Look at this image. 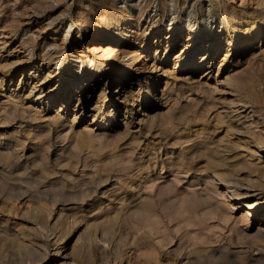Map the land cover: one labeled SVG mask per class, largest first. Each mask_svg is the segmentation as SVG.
<instances>
[{
    "label": "bare ground",
    "instance_id": "bare-ground-1",
    "mask_svg": "<svg viewBox=\"0 0 264 264\" xmlns=\"http://www.w3.org/2000/svg\"><path fill=\"white\" fill-rule=\"evenodd\" d=\"M37 1L23 0L22 8L25 9L28 7L29 9H32L30 12L33 13V8L38 6ZM57 1L66 2L67 0ZM92 1L82 0V5L86 6L87 2L92 3ZM167 1L171 2V0ZM209 1L212 3V11L220 18L221 25H215L214 28L207 30L201 29L200 26L183 29L182 26L171 25L166 30H163V38L161 39V42L164 41L162 44H165L164 46H166L163 48V53L159 52L161 43L155 37L162 30L160 23L155 24L142 18L144 10L150 6V0H139L136 14H132L130 9H125L124 7L119 9L112 7L108 16L110 21H116L114 27H112L108 33L106 32V34L102 32L99 33V31H96L98 29H94V32H90L89 40L104 39V37H109V40L112 41L123 39L121 43H127V45H120L119 47H107L105 50L106 59H104L103 62L104 67L99 69L93 67L92 70L80 68L78 70V76L75 78L73 77L75 72V69H73L74 67L68 71H65L68 65L64 62L59 64V67L55 66L52 69L46 68L49 66L51 61L53 62L55 60L54 64H58V61L65 57L67 52L66 49L68 48L66 43L56 45L51 42L42 41L37 42L36 45L35 43L23 41L21 44L25 46L28 52H31V56L26 54L23 57L21 56L22 58H19L18 56L12 55L13 57L11 58L7 55L4 56L2 54L3 52L0 53V68H12L3 71L1 69V73L4 76L10 75L14 68L21 64L23 68H18L21 72V76L23 74L28 75L27 86L17 91V93L12 96V99L14 98V100H9L11 97L10 91L7 95V101L0 102V126L9 128L8 126L12 124L9 123L8 117L6 116L9 114L8 112H10V109L19 111L22 117H25L24 113H26L27 110L29 112L27 115L28 118L43 123L42 125L45 127V130H43L44 128L42 130L44 133H48L52 125V128L56 131L55 133H57L58 136L65 135V138H70L71 140L75 139L77 140L75 141L77 142V145L80 144L83 146L85 143L90 142L95 137H103L105 135L107 137V134L114 130V127L111 126L117 120L122 122L125 134L130 132L134 124L139 126L141 123L147 124L154 121V116H156L160 109H162V106L165 105V101L170 98V90L174 85H176L177 82L181 84L188 83L194 86L195 89L199 90L198 95L200 97L206 99L207 101H212V104L215 103L214 100L218 99L219 97L218 96L216 98L215 94H217L220 89H222L218 87V79H216L217 74L212 81H208V79L203 80L204 77L201 76L196 78L193 73H189L188 71L187 73L183 74L177 73V70L182 65H187L191 70L197 66H209L212 64L214 56L217 54L218 50H220L219 48H221L222 57L219 60V65L216 63V71H219L222 65L225 62H228V60L231 61L235 59L233 62L235 64H239L241 60L240 57L249 51L252 53L254 59L253 62L257 65L261 64L264 66V0H231L233 4H236L235 6L232 4L230 5L228 0ZM94 2V4L106 3L103 0H94ZM175 2L181 7H184L186 4L185 0H175ZM3 7L0 4V10L3 9ZM20 13L21 12L16 13V11L13 9L10 11L11 17L9 18H11V20H15L16 17L20 15ZM161 14H164L163 8ZM31 21L34 23L37 22L35 19ZM11 30L12 28H10L6 17H2L0 14V51L6 48V41L8 40L4 36ZM178 40L179 46L181 47L180 51L169 55L168 50L170 49V43L174 46ZM258 41H263V44L261 47H254ZM34 45L39 47L37 48L38 51H36V55L40 57L41 63L35 64L29 69H25V62H29L28 64L34 62L35 54L32 52ZM45 45L49 47L54 46V50L49 49L48 51H45ZM195 51H198V57L194 56ZM7 52V54L10 55L11 51L7 50ZM56 53L61 54V57H54ZM77 57L83 60V64L81 66H84V64L87 65V67L92 66V57L85 56L82 52H79ZM121 58H126V61L130 59L135 61L136 59L138 60L142 58L145 61L142 65L146 66V64L150 62L148 64V70H150L151 73L147 74L142 79L135 78L127 80L125 79V75L121 73L122 64L119 62V59ZM166 60H171V65H169L170 68L163 69L159 64L161 62H165ZM45 61L46 64L44 65ZM63 65H65L64 69L60 70V67ZM254 67H256V65L248 63L239 70H236V68L235 70L237 73L231 76L236 77V80H238L237 76L238 78L248 74L256 76L253 70ZM157 70L161 71V78H156L159 75H154V72ZM94 72H97L100 76L103 72L111 73L114 74V77L112 80H108V78L101 79V77L97 76ZM53 75L58 77V80L55 82L54 89H48L46 86H44V83L47 79L49 80V77H52ZM260 78H263L264 80V75H260ZM29 81L32 84L29 85ZM63 81H68V84L66 85L63 83L61 85ZM232 81L233 80H226L225 83L230 86L238 85L237 81ZM97 85H99V88L94 90ZM142 92H145V95L143 98H140V94ZM68 97H73L72 101L74 102L69 108L72 112L71 119H65V113L60 112L61 107L67 104ZM28 99L33 100V102H39V108L38 106L32 105V103L25 106L26 100ZM189 99L195 100V98ZM54 101L58 102V106L60 108L56 113H50V103H53ZM84 101L87 102L86 105H84ZM106 101H108V104H104ZM236 101L238 105H236L237 108L235 110L239 109V113L228 117L229 122L225 131V138L227 137L226 140L220 139L216 142H206L205 138H200L198 135L195 136L194 139H192L193 137L188 139L175 136L176 138L174 137L175 141L173 144L175 143L174 145L178 147L177 151H175V149L174 151L167 152L166 149L162 147L163 145L160 146V143H158L159 146L156 148L158 151H155L156 149L154 150L153 148L152 150L151 146L150 149H147L151 151H148L150 153L147 155L143 154V152H140V154L136 156L131 149L126 150L128 157L127 159H123L125 161L123 162L122 169L127 170L130 168H136L138 170L137 173L133 172L132 174V172L129 171L125 178L122 177L124 176L122 174L116 176V180L112 183L114 187L111 190V195L107 196L105 200H102L101 198H96V200L93 199L94 201L90 204L92 205V203L96 202V205L94 204V206H91L90 208L94 211V216L100 217L102 220H107L109 217L117 221L120 216H129L132 230L131 232L126 231L124 234L117 235L110 231L107 226V228L95 232L87 242L86 248L90 251V253L88 255L89 257L86 264H93V262L96 260H99L100 264H125L124 253L126 248H136L143 243L155 245L161 255L171 257L175 264H194L193 252L203 251L213 255L215 254L216 249H214L211 244H213L215 241L221 243L220 246L218 245L219 251L216 253H218L222 264H264V224L260 223L259 220L253 223L252 227H249V225L244 226L239 223L243 220L248 223L249 221L247 220L251 211L256 212L260 209L261 211H264V185H262V188L258 189L257 192L254 189L251 191L248 187V183H246L247 179H245V177L247 178L246 172H248V170L250 172L256 171L257 174L264 179V165H256L248 159V157L253 156H257V158H259L261 153L264 152V146L261 147V126L259 124V119L253 116L254 111H248L249 107L247 106V103L239 98H237ZM171 109H174V107L172 106ZM31 111L33 113L30 114ZM181 113L183 112L181 111ZM82 117L88 118L91 122H96V124L102 123L103 125L98 126L97 128H92L89 127L90 123L88 122L89 124H86L83 127L79 126L77 125V122ZM218 118L220 117L218 116ZM233 119H235V121ZM241 119L244 120L240 121ZM171 125L167 129H174V125ZM1 129L0 196L1 194L5 193L7 195L6 197L17 198L18 200L25 196L26 192L23 190L22 183L26 182V179L19 174H13L14 171H19L20 169H16V162L13 161L11 157L15 158V160L19 159L20 154L17 153L16 149L19 145H21L20 147L23 149L24 144L19 142L18 137L15 135L19 131H16L15 129ZM168 132L170 133V131ZM199 134H201V132H199ZM233 134H235L237 137L235 141L230 138V136ZM110 136L113 135L111 134ZM214 136L215 135L212 137ZM8 137L9 139H7ZM45 143L47 144V142ZM147 144L150 143L147 141ZM231 144L235 146L242 144L245 149H243L240 154H234V156H230ZM80 145L78 147H80ZM67 151L70 152L68 148ZM243 152H246V155H243ZM130 153L131 155H129ZM132 155L134 156L133 158ZM200 156L202 158L198 160ZM233 157L234 159H231ZM56 158H58V156ZM192 163H194L193 166H191ZM40 164L42 163L40 162ZM240 169H246V172L244 171L245 173H242L240 172ZM44 171L46 172L47 170L45 169ZM119 171L117 170V172ZM152 172H155V174L153 173V175H151ZM163 173H166V175L164 176ZM88 174L90 175V173ZM170 175L171 177L169 178ZM97 177L98 175L94 176L93 178L91 177V179L88 181L81 180L82 182H77L78 189L75 190V192L78 191L81 196H88L94 193L95 197H97V190L100 186L98 182L101 180ZM158 180L165 182V184L167 183V186L170 187L172 184L174 185V183H181L185 185L183 189H180L181 191L174 195V197L168 195L172 197L171 200H165L164 203L160 205V209L162 210L163 214H161L160 210L158 209L159 207L157 209L153 207L155 203V193L160 190L158 189L156 192L154 191V188H161V182ZM40 184L42 183L40 182ZM41 187H43L41 190H37L35 192H51L54 190L55 185L53 183L49 186ZM51 193L52 204L59 205L61 201L58 197V194L56 192ZM70 193L71 192H69V194ZM102 194L105 195L106 193L102 191ZM36 196H38L37 193ZM36 196L35 198H37ZM25 197L29 198L30 196ZM35 198H33V200ZM211 198L215 200V203H208V200ZM234 198H237V200L233 201ZM202 202L204 203V206H201L202 208L198 210L197 207L199 203L202 204ZM33 203H35L33 204V209L35 211L30 210V208L27 206H24L23 208L21 207L23 211L20 217L25 221V223L29 222V226H27V228L29 231L37 235V239L35 238L36 241H32L30 238L26 240V238L29 236L27 233L29 232L26 233L27 228H24L23 226L16 228V225L15 230H10L5 226H0V264H22L16 262L14 258L9 259L7 257L6 252L3 251V248L5 245L7 246V243L15 245L16 248L28 247V250L30 251L28 258L29 261L26 264H42L44 261L46 263H50L51 261L47 259L48 256L45 251L48 242H51L52 245H55L52 261H56V264H85L80 258L75 257V255L71 256L70 253L65 252L67 248V240L72 234L71 229L65 228L62 231H54L53 227H50L46 221H43L44 211L38 205L37 201ZM205 203H208L211 207L205 206ZM234 203H242L245 205V216L241 220H238L240 217L236 216L235 219L237 220L232 219L233 212H231V209ZM61 210L62 209L58 211ZM215 210L220 212V216H218L219 222L226 224L225 227L222 226L223 229H226V235H224L222 232L216 233L215 231L209 235L202 231V229H205L203 228L205 227L203 225H207L204 224L206 218L214 216ZM66 212L68 213V211ZM27 215H31L34 220L30 221V218ZM163 215L165 217H163ZM213 224L215 225L216 222ZM24 225L26 227L27 224ZM170 225L174 226L176 231H179L181 228L183 230V232L177 236L175 244L172 245V247L168 246L173 239ZM40 229L44 230V232H50L49 234L52 236V238L48 239L47 236H45V234L40 231ZM207 229L208 228L206 227L205 230L207 231ZM210 229L211 228H209V230ZM15 254L16 257L17 253ZM110 259L112 261H110ZM154 261L155 264H158L161 262V259L156 255L154 257ZM23 264L25 263L23 262ZM161 264H164V262Z\"/></svg>",
    "mask_w": 264,
    "mask_h": 264
},
{
    "label": "rangeland",
    "instance_id": "rangeland-1",
    "mask_svg": "<svg viewBox=\"0 0 264 264\" xmlns=\"http://www.w3.org/2000/svg\"><path fill=\"white\" fill-rule=\"evenodd\" d=\"M22 1L23 0H0V2H1L0 4L2 5V7L4 6L3 9L0 10V14L2 15V17H6V20L9 23L10 28H12V30L7 32L4 36L8 41H6L7 42L6 48L2 49L0 51V53L3 52L2 54L4 56L7 55L8 57H11V58L14 55L18 56L19 58H22L26 54H28V56H31V52H28V50H26L25 46L21 44L23 41L35 43L36 45H37V42H42V41L51 42V43H54L56 45L57 44L60 45L61 43H66V46H68V48L66 49L67 52H66L65 57L62 58L61 60H59L58 64H54L55 60L53 62L51 61L50 63L47 62V63H49V66L46 65L47 66L46 68L52 69L55 66L59 67V64L64 62L65 64L68 65V67L66 68L65 71H68L69 69H72V67H74L73 68V69H75L74 70L75 72L73 74L74 78L78 76V70L80 68L81 69L86 68V69L92 70L93 67H95L97 69L104 67L103 62H104V59H106L105 58V50L107 47H119L120 45H127V43H121V41H123V39H119L118 41H112V40H109V37H104V39L89 40L90 32H94L95 31L94 29H98L96 31H99V33L102 32V33L106 34V32L108 33V31H110L111 28L114 27L116 21L115 20L110 21L109 16H108V14L111 11V8L115 7L117 9H119L121 7H124L125 9H130V12L132 11V14H136L137 7L139 4V0H103L104 2H106L105 4L104 3L103 4H99V3L94 4L95 3L94 0L93 1L91 0L92 3L87 2L86 6H83L82 0H67L66 2H64V1L61 2V1H57V0H38V1L36 0L38 2V6L33 8L35 13L34 12L31 13L30 11L32 9H29L28 7L25 9L22 8V5H23ZM185 1H186L185 6L181 7L180 5L178 6L176 4L175 0H171V2L167 1V0H150V6L144 10V14H143L142 18L147 20V21H151L152 23H155V24L160 23V26L162 28V30L155 36L156 39L159 40L161 43V46L159 47L160 53H163L164 52L163 48L166 47V46H164L165 44H162L164 41L161 42V39L163 38V30H166L171 25H176V26L179 25V26H182L183 29H187L190 27L194 28L196 26H200L201 29H206V30L214 28L215 25H218V26L221 25V20L218 17V15H216L212 11V9H211L212 3L209 0H185ZM228 2L230 3V5L231 4L234 6L236 5V4H233V2L231 0H228ZM160 5H161V7H160ZM162 8L164 11L163 15L161 14ZM13 9L16 11V13L21 12L20 15H18L16 17L15 20H11V18H9V17H11L10 11ZM29 18H31V19H29ZM33 19L37 20V22L36 23L32 22L31 20H33ZM65 31H67V32H65ZM262 44H263V41H261V42L258 41L254 45V47H257V48L261 47ZM34 47L32 50V52H34V54H35L34 62H32L33 64L32 63L28 64L29 62H25V64H24L25 69H29L30 67H33L35 64L41 63L40 57L36 55V51H38L37 48H39V47H37L35 45H34ZM12 48H13V50H12ZM49 49L54 50V46L49 47V46L45 45L44 50L48 51ZM180 49H181V47L179 46V40L176 41L174 46L170 43V49L168 50L169 55H172L173 53L180 51ZM219 49L220 50H218L217 54L214 56L212 64H210L209 66H207V65H204V67L203 66H197V67H194L193 70H191L188 68L187 65H182L177 70V73L183 74V73H187V71H188L189 73H193L196 76V78L198 76L199 77L201 76V77H204L203 80L208 79V81H212L217 74L216 79H218V87H220L222 89H220V91L218 92L219 95H218V93L215 94L216 98L218 96L220 98L218 97V99L214 100V102H215V103H213L214 105L212 104V101H210V100L207 101L206 99H203L202 97H200L198 95L199 90L195 89L194 86H192L188 83H182L181 84V83L177 82L176 85H174L172 87V89L170 90V95H171L170 98H168V100L165 101L166 103L164 106H162V109H160L159 113L156 116H154V121H152L151 123H147V124L141 123V125H139V126L137 124H134L133 127L131 128L130 132H129L130 134L129 133L125 134V130L123 129L122 122L117 120L111 126V127H114V130L111 131L109 134H107V137H106V135L103 137L102 136L101 137L100 136L95 137L90 142L85 143L83 146H81L80 144H78V145L76 144L77 142H75V141H77V140H75V139L71 140L70 138L69 139L65 138V135H63L64 137L62 135L58 136L57 133H55L56 131L52 128V125H51L50 131L48 133H44L43 130H45V127H43V125H42L43 123H40L37 120H32V119L28 118L27 115L29 112L27 110H26L27 114L24 113L25 117H22L19 111H15V110L10 109L11 113L8 112L9 114H7L6 116L8 117L9 123H12L14 125L11 124L12 126L11 125L8 126L9 128H5V126H0V129L2 128L1 130H6V129L7 130L8 129L14 130L15 128L18 127L15 130L19 131V132H17L15 135L18 137V139H19L18 141L22 142L24 144V147H23V149H21V147H20L21 145H19L18 148L16 147L17 153L20 154L19 159L15 160V158L11 157V159L16 162V166H17L16 169H18V170L20 169L19 171H14L13 174H19L20 176L25 177L26 182H23L22 186H23V190L26 192L25 196H28V197L30 196V197L27 198L24 196L23 198L17 200V198L6 197L7 195L5 193L1 194L0 201L2 200L3 202L2 201H1L2 203L0 202V226H5L10 230L11 229L15 230L16 228H19L22 226L24 228H27V226H29V222L25 223V221L23 219H21V217H20L21 213L23 211L22 208L24 206H27L28 208H30V210L33 211L34 210L33 204H35L33 202L37 201L38 205L44 211L43 212V214H44L43 221H46L50 227H53L54 231L55 230L56 231H62L65 228L71 229L72 234H71L70 238L67 240L68 245L66 244L67 248H66L65 252L70 253L71 256L75 255V257L80 258L86 264L88 261V257H89L88 255L90 253V251L86 248L87 242L89 241V239L92 237V235L95 232L101 231V230L107 228V226H108V229H110V231L114 232L117 235L124 234V233H126V231L131 232V230H132L129 216L128 217L120 216L117 219V221L115 219H111L109 217L107 218V220H104V219L102 220V218L100 219V217H95L94 211L90 208L91 206H94V204L96 205V202L92 203V205L90 204L91 202L96 200V198L97 199L101 198L102 200H105L107 196L111 195L110 194L111 190L114 187V185L112 183H113V181L116 180V176L122 174V175H124L122 177L125 178L129 171H131L132 174H133V172L137 173L138 170L136 168H130L131 170L130 169H127V170L122 169L123 162L125 161L123 159H127V157H128L126 154L127 149H131L134 152V154L136 156H138V154H140V152L141 153L143 152V154H145V155L150 153L151 151L147 150V149L148 148L150 149L151 146H152L151 149L153 148L155 150L159 146L158 143H160V146L163 145L162 147L164 149H166L167 152L174 151L175 149H176L175 151H177L178 147L176 145H174L175 143L173 144L176 137L188 138V139H191L193 137L192 139H194V137L198 135V137L200 136V138H205L206 142L207 141L208 142H210V141L216 142L220 139L226 140L227 137L225 138V131H226V128H227V125L229 122L228 117L239 113V109L235 110L237 108L236 105H238V103L236 101L237 98L245 101L247 103V106L249 107L248 111L249 110L254 111L253 116L259 119V121H260L259 124L261 126L260 131L262 134V143H261L262 145H261V147H263L264 146V97H263L264 96V85H263L264 80H263V78H260V75H264V71H263L264 66H262L261 64L257 65L256 63H254L252 53L249 51L240 57L241 60H240L239 64H235L233 62V61H235V59L231 60V61L228 60V62H225L222 65V67L219 71H216L217 65H219V60L222 57L221 56L222 55L221 54L222 53L221 48H219ZM7 50L11 51L10 55L7 54L8 53ZM79 52H82L83 55H85V56L93 58L92 66L87 67V65H85V64H84V66H81L83 64L82 63L83 60L81 58L77 57V54ZM194 56L198 57V51H195ZM54 57L60 58L61 54L56 53V55H54ZM11 58H10V60H11ZM125 59L126 58L119 59V62L122 64L121 65V71H122L121 73L125 75V79H127V80H131V79H135V78L142 79L144 76L151 73L150 70H148L149 69L148 64L150 62H148L145 66V65H142L145 62L142 58L138 59V60L136 59L135 61L132 59L126 61ZM216 63H217V65H216ZM245 63L246 64L250 63L252 65H256V67L253 68L256 76L249 75V74L243 75L242 76L243 78L240 76H239L240 78H238V76H237L238 80H236V77L231 76V75H235L237 73L236 70H239L240 68L245 66L246 65ZM45 64H46V61L44 62V65ZM159 65L163 69L170 68L169 65H171V60L170 61L166 60L165 62H161ZM240 65H241V67H240ZM64 66L65 65L61 66L60 70L64 69ZM18 68L22 69L23 68L22 64L18 65L16 68H14V70L10 73V75H7V76H4L1 72L3 70L12 69V68H8V67H6L4 69L0 68V102H6L7 101V95L9 94L10 91H11V95H10L11 97L9 98V100H14V98L12 99V96L15 93H17V91H19V90L23 89L25 86H27L28 75L23 74L21 76V72ZM137 68H139V69H137ZM1 69H2V71H1ZM94 73H96L97 76L101 77V79H107L108 78V80H112L114 77V74H111V73L103 72L101 76L97 72H94ZM202 73H204V74H202ZM154 75H157V76L159 75L156 78L162 77L161 71H159V70L155 71ZM247 76H248L249 81L247 80ZM64 78H65V76H64ZM57 80H58V77L53 75L52 77H49V80L47 79L45 81L44 86H46L48 89H54L55 82ZM226 80H230V81L233 80L232 82L237 81L238 85L230 86V85L225 83ZM63 83L67 85L68 81H63L61 83V85ZM30 84H32V83H30V81H29V85ZM111 84H113V83H111ZM61 85H60V87H61ZM97 88H99V85H97L94 88V90ZM80 94H81V92H80ZM144 95H145V92H142L140 94V98H143ZM70 98L71 97H68L67 104L64 105L63 107H61V111H60L62 113H65V119H67V118L71 119L72 118V112L69 108L73 105L74 102L72 101L73 97L71 99ZM80 98H81V96H80ZM137 98H139V97H137ZM189 98H195V100H190ZM188 99H189V101H188ZM231 101H232V103H231ZM188 102H189V104H188ZM203 102L204 103L206 102V103L204 104ZM30 103H32V105H34V106L39 105V102H33V100L28 99V100H26L25 106H27ZM201 103H203V104H201ZM86 104H87V102L84 101V105H86ZM104 104H108V101L104 102ZM201 105H203V106H201ZM172 106L174 107V109H171ZM189 106H190V108H189ZM38 108H39V106H38ZM59 108L60 107L58 106V102L54 101L53 103H50V110L49 111H50V113H54V112L56 113ZM181 109H183V110H181ZM181 111L183 113H181ZM31 113H33V112L31 111L30 114ZM175 113H177V114H175ZM166 115H167V117H166ZM218 116L220 118H218ZM233 120L235 121V119H233ZM243 120L244 119H241L240 121H243ZM86 124H89V127H92V128H97L98 126L103 125L102 123L96 124V122H91L88 118H85V117L80 118L79 121L77 122V125L82 126V127L85 126ZM170 125L171 126L174 125L173 126L174 129H171V130L167 129ZM206 127L207 128L209 127V128L207 129ZM213 127H215V128H213ZM163 128L165 129V131ZM37 129H39V130H37ZM168 131H170V133ZM199 132H201V134H199ZM36 133H38V134H36ZM111 134L113 136H110ZM213 135H215V136L212 137ZM240 135H242V134H240ZM156 137H157V139H156ZM134 138H136V139H134ZM230 138H232V140L235 141L237 137L235 136V134H233L232 136H230ZM7 139H9V137ZM131 139H133V140H131ZM43 140L45 142H47V144ZM49 140H50V142H49ZM56 140H58V141H56ZM147 141L151 145L147 144ZM74 142H75L76 146H75ZM169 142H170V144H169ZM44 143H45V145H44ZM42 145H44V146H42ZM79 145H80V147H78ZM239 145L238 146H235L232 144L230 145V148L232 149V150L230 149V156H234V154L235 155L240 154L243 151V149H245L242 144H239ZM128 147H130V148H128ZM67 148L71 152V154H70V152L67 151ZM48 151H50V152H48ZM148 151H150V152H148ZM155 151H158V150L156 149ZM66 152H68L71 156ZM114 152H116V153H114ZM48 154H49V156H48ZM33 155H35V156H33ZM129 155H131V153ZM243 155H246V152H243ZM57 156H58V158H56ZM110 156H111V158H110ZM124 156H126V157H124ZM34 157H36V158H34ZM107 157H108V159H107ZM133 157L134 156L132 155V158ZM64 158H66V159H64ZM201 158L202 157L200 156L198 158V160ZM96 159H97V161H96ZM231 159H234V157ZM248 159L252 163H254L256 165L258 164L259 166H262V165H264V152L261 153V156L259 158H257V156H253V157H248ZM40 162L42 164H40ZM92 162H94V163H92ZM92 164H93V166H92ZM97 165L99 166V168ZM193 165H194V163H192L191 166H193ZM22 167H24V168H22ZM119 168H121L122 170ZM45 169L47 170L46 172L44 171ZM117 170L118 171L120 170V171L117 172ZM244 171L246 172V169H240V172L245 173ZM91 172H92V174H91ZM88 173H90V175ZM153 173L155 174V172H152L151 175H153ZM246 173H247V175H246L247 178L245 177V179H247L246 183H248L249 189L251 191H253V189H254L257 192V190L262 188V185H264V179L262 177H260L256 171L250 172L248 170V172H246ZM70 174H71V176H70ZM97 175H98L97 178L101 179L98 182L100 186H99V189L97 190V197H95L94 193H92L91 195H88V196L87 195L81 196L78 191H76L77 193L75 192V190L78 189L77 188V182H82L84 180L88 181L89 179H91V177L93 178L94 176H97ZM163 175L165 176L166 173H163ZM243 176H245V175H243ZM170 177H171V175L169 176V178ZM77 179H79L80 181ZM160 180H158V181L161 182ZM40 182L42 184H40ZM192 182H194V181H192ZM53 183L55 185V188L51 192H54V193L56 192L58 194V197L61 201V203H60L61 205L60 204L59 205L52 204V202H51L52 193L51 192H45V193L42 192L43 194L39 193V192H35L37 190H41L43 188L41 186H49L50 184H53ZM164 184H165V182H161L160 183L161 188L160 187L154 188V191H156V192L158 191V189H160V190L157 193H155V203H154L153 207L156 209L159 207L158 209L160 210L161 214H163V213H162V210L160 209V205H162L165 200L166 201L171 200V198L174 197V195L177 192L181 191L180 189H183V187L185 186L184 184H181V183H174V185L172 184L171 187L167 186V183L165 185ZM162 187H164V188H162ZM73 189H74V191H73ZM102 191L106 194L105 195L102 194ZM255 191H254V193H255ZM69 192H71V193L69 194ZM36 193L38 194V196H36ZM67 194H69V195H67ZM168 195H170L172 197H170ZM35 196L37 198H35ZM44 196H46V197H44ZM33 198H35L34 199L35 201L33 200ZM89 199H90V202H89ZM236 200H237V198H234L233 201H236ZM82 201H83V203H82ZM208 203L213 204V203H215V200L211 198L210 200H208ZM207 204L205 203V206L211 207L209 204L208 205ZM201 206H204L203 202H202V204L199 203L197 209L200 210V208H202ZM60 209H62V210L58 211ZM245 209H246L245 205H243L242 203H234V205H232V209H231V212H233L232 213V219L237 220L235 218L240 217V219L238 218V220H241L245 216V212H246ZM66 211H68V213ZM75 211L78 213H76ZM259 211H256V212L251 211V213L248 217V220H247V221H249L248 223H246L245 220H243L239 223H241L244 226L249 225V227H252L253 226L252 224L259 220L260 223L264 224V211H261V209ZM89 212H90V214H89ZM70 213H71V216H70ZM219 213L220 212L215 210L214 216H211L210 218H206L204 224H207V225H203L205 227H203V226L202 227L205 229L207 227L208 229H207V231L205 229L204 230L202 229L203 232L210 235L212 232L215 231L216 233L222 232L224 235H226V229L225 228L223 229V227H225L226 224L219 222V218H218V216H220ZM80 214L83 218L80 216ZM233 215H234V218H233ZM27 216L30 218L29 219L30 221L34 220L31 215H27ZM163 217H165V216L163 215ZM1 219H2V221H1ZM84 219L86 220V222ZM14 220H16V221H14ZM211 221H213V222H211ZM215 222H216V224L218 222L217 225L215 224L216 226L213 224ZM210 223H211V225H210ZM24 224H27L26 227ZM15 226H16V228H15ZM30 226H31V223H30ZM218 226L219 227L221 226V227L219 228ZM209 228H211V229L209 230ZM175 229L176 228L174 226L170 225V230H171L173 239H172L171 243H169V245H168L169 247H172V245L175 244L177 236L183 232L182 228L179 229V231H176ZM40 231L42 233H44L48 239L52 238V236L49 234L50 232H44V230H42V229H40ZM27 232H29V233H27ZM26 233L29 234V236H28V238H26V240H28L30 238L32 241H36L35 238L37 239V235H35L33 232L29 231L28 228H27ZM218 245L219 246L221 245V243L218 241H215V242H213V244H211V246L214 247V249H216V252L219 251ZM54 250H55V245L54 244L52 245L51 242H48L47 247L45 248V251H46V254L48 256L47 259L50 260L52 263L51 262L46 263L44 261L42 264H56L55 263L56 261H54V262L52 261ZM3 251L6 252L7 257L9 259L14 258L15 261L18 263L23 264V262H24L26 264L29 261L28 258H29V252L30 251L28 250V247L16 248L15 245L7 243V246L5 245V247L3 248ZM216 252L213 255H210L209 253H206L203 251L202 252L201 251L193 252L194 264H198V263L199 264H222L221 260L219 259L218 253H216ZM15 253H17V256H16L17 258L15 257V255H16ZM124 254H125V264H155L154 257L156 255L158 258L161 259V262H159L158 264H161L162 262H164V264H171V263L175 264L171 257L161 255V253H159V251H158V248L155 247V245H152L150 243L140 244L136 248H126ZM165 258H166V260H165ZM110 261H112V260L110 259ZM93 264H100V262H99V260H96L93 262Z\"/></svg>",
    "mask_w": 264,
    "mask_h": 264
}]
</instances>
